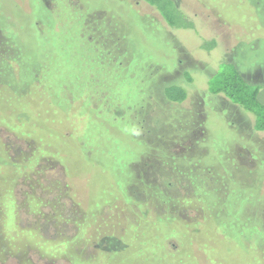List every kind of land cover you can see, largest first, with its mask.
I'll list each match as a JSON object with an SVG mask.
<instances>
[{
  "label": "rangeland",
  "instance_id": "374dc122",
  "mask_svg": "<svg viewBox=\"0 0 264 264\" xmlns=\"http://www.w3.org/2000/svg\"><path fill=\"white\" fill-rule=\"evenodd\" d=\"M175 1L0 0V264H264V0Z\"/></svg>",
  "mask_w": 264,
  "mask_h": 264
},
{
  "label": "trees",
  "instance_id": "16d2710c",
  "mask_svg": "<svg viewBox=\"0 0 264 264\" xmlns=\"http://www.w3.org/2000/svg\"><path fill=\"white\" fill-rule=\"evenodd\" d=\"M139 1L152 7L164 24L172 30H189L194 26L191 18L181 10L175 0ZM2 42L0 39V44ZM6 48V42L4 45H0V51ZM186 77L188 78L189 75L186 74ZM188 82H191V80L188 79ZM161 88L160 96L164 102L182 103L187 98L185 88L179 84H168ZM207 90L212 95L226 97L245 113L253 115L252 126L254 131L264 132V102L260 99L261 86L247 80L233 63L224 62L220 64L217 72L208 80ZM35 154L37 153H33V155ZM192 199L186 198V203L193 202ZM76 260L79 261V259Z\"/></svg>",
  "mask_w": 264,
  "mask_h": 264
}]
</instances>
